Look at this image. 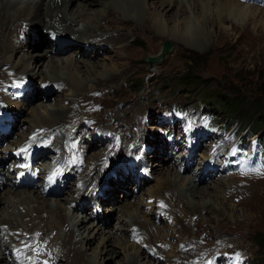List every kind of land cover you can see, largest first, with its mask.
Wrapping results in <instances>:
<instances>
[{
	"label": "rangeland",
	"instance_id": "374dc122",
	"mask_svg": "<svg viewBox=\"0 0 264 264\" xmlns=\"http://www.w3.org/2000/svg\"><path fill=\"white\" fill-rule=\"evenodd\" d=\"M37 1L38 0H13L11 2L13 4L7 7L10 10L13 7H22L24 5L31 6ZM77 1L78 0H67L66 3L69 5V9L73 10L74 8L76 9V7L77 9H83L76 6ZM151 1L152 0H149V2ZM127 2L131 4H128ZM127 2L122 0H109L105 5L103 4L104 6L99 3L100 6H98L103 10V14H108V9L112 8L111 11L113 12V17L116 18V21L109 20L110 23L108 25H106V20L101 18L100 23L109 26L110 30L106 32L105 36L101 39L104 40L108 34L120 33H126V37L122 40L121 46L118 50L107 49L108 51H106V54V52H103L101 49V54L99 53V55H101L100 57H96L95 53L91 56L93 62H98L99 65L101 64L103 67L105 65H112V68H122L120 69V72L124 73V75L121 74L123 77L116 82L102 83L98 90L92 91V88L90 87L85 88L81 91L83 96L80 95L81 93L78 96L79 101L76 103L77 105H72L80 109L82 112L78 118L80 117L79 119L81 121L83 120V123L80 122L76 125L84 126L91 130L94 125L88 126L84 124L86 118H91L96 120L95 127L100 129L103 127L111 130L116 129V132L120 135L122 130L125 129L124 124H128L127 122L129 121L127 119L129 118H118L116 117V113L125 108L128 111L129 109H133L139 119L138 121L141 125L142 134L145 138L141 139L138 143L134 141L128 146H123L115 143L116 139L114 136H119L115 132L110 131L111 135L109 137L105 136L106 132L101 133V137L99 136L96 138L95 136L90 142L88 141L89 139L85 140L87 136H90L87 131L78 129L76 132L77 135L83 132L85 138L82 141L74 142L75 147L73 148H76L77 146L81 148V144L85 147L90 143L91 151L86 154L88 159L87 163L89 164H86L83 167H77V172L73 176L77 175L79 177V175L85 173L89 175L91 174V176L95 173L96 176V180H92L89 183V192L91 193L84 202L77 203L80 208L76 210V212L79 213L81 217L86 215L88 217L93 216L94 205L99 203L98 206L99 208L102 207V209L95 215H99L100 220L107 219L106 224H104L105 226L103 225V234L101 235L100 233V236L99 234H96V239H94L91 244L85 245V261L88 263L94 262L93 264H128V259H126V254L121 248L119 240L114 242L115 245L108 243L111 237L113 241L115 236L120 234L119 232H121V230L117 231V229L123 224L122 220L121 222L117 221L118 214L115 212L116 209H113L112 207L115 208L120 203L130 202L135 205L140 204V207H144L143 204L145 206L147 205V207L144 208L150 213L149 215L152 219V224L148 223V226H151V230L156 229L153 235H155L156 239L162 240L159 241V243L162 245L165 244L167 249H174V254L171 253L170 255L168 251H161L160 249L166 247H162L161 244H156L157 247H160L157 252L162 258H159L151 255L146 250V246H142V243L140 244L133 239L131 242L135 241L134 243L138 249L140 247V250L146 255L145 258L147 257L146 260L148 261L142 262L140 257L137 264H169V262L180 264L185 259H187V262H191L199 257V252L193 253L191 250L183 251V246H186L189 243H185L184 245L178 244L182 237L187 236L191 237V241L189 242L193 246L203 249L202 252L205 251L206 253H210L216 250L217 254L222 258L225 257V254L226 256L229 255L234 257L248 255L249 264H264V248L263 250L260 249L256 242V240L264 238V176L263 166L258 164L260 163L261 150L263 152L264 127H257L253 122V117L249 118V120L246 119L245 121L240 117H233L234 121L231 123V127L228 128L230 130L225 132L224 126L227 125L228 122H231L230 117L223 109L217 107L213 102L214 98H212V95L217 93L226 94L230 98H242L245 102L244 110H247L249 114L253 111L251 102L255 100L259 103L264 102V9L256 5L241 2L252 8V16H250V18L246 17L245 20L233 17L224 27H222L218 25L213 26L214 24H206L205 22L207 18L203 16L204 12H202L201 7L195 8L194 15L196 17L198 16L199 21H203V25L208 26L210 31L207 32L206 30H201V33H197L193 38L188 39L192 44L188 45L186 41L182 39L183 36L181 38H174L165 35V37L152 32V30L145 29L142 22L144 20V15L141 8L139 6L135 8L139 13L136 18H130L131 9L134 6V0H127ZM167 8L171 9V7ZM167 8L163 9V7L157 6L153 9L150 8V11H152V13L157 11V13L161 14L164 18H168L173 10ZM213 10L214 9H212V11ZM190 16L192 15L189 11L184 12L182 15L172 20L166 30L171 29L172 26H176L178 22H180V24L181 22H184L185 24V20H191ZM118 19L120 21H118ZM93 21L95 23L99 22L97 19H93ZM147 25L150 28V24L147 23ZM20 30L21 29L18 28L17 31H12V36L15 37L18 33H21L19 32ZM40 30L41 33L44 35L46 34V37L49 35L50 38V33H48L49 30H47V28L40 25L39 31ZM193 32L196 33V29H193ZM47 41L48 38L38 47L27 48L26 51L29 53L28 57H39V55L34 52H45L46 48L51 47L50 49L53 51L46 52L49 55L51 54V57L53 56L55 59L59 60H71L73 61V64H76L79 68L84 65V60L89 59L88 56H82L79 51V46L82 44H77L73 40V42L69 40L70 42L68 43L66 37H61L62 45L60 44L59 46L63 47L60 50L53 49L56 40L50 38V41ZM166 41L172 43L173 49L161 62L153 63L154 65L151 67V64L146 61V57L159 55L162 51L163 44ZM13 50L17 51L16 53H13L20 55L19 48L16 45ZM105 55L109 59L99 60V58L106 57ZM15 56L16 57L13 60L14 62H17L19 57H17V55ZM189 60H192V63ZM4 62L5 61L0 62V79L1 77H7L9 75L5 71L6 76H4L3 72L7 69V66H10L11 64L9 63L7 65L4 64ZM43 68L46 67L43 66ZM29 69H31L29 75L37 72V70H33L32 68ZM187 70H191L190 73L193 75L200 76L204 81V85H201L204 86L203 90H200L201 87L198 90H193L189 85L184 84L182 76ZM49 77L54 78L53 74H49ZM8 80L9 82L6 86V88L8 87L6 90L7 93H2V97H4L3 100H23L25 96L24 90L16 84L14 85L13 79ZM38 80L36 84H31L34 87V91L28 96L29 108H27V113L19 116L22 125L17 128L13 127L12 124V132L9 133L10 135L6 134L8 140L4 143H0V165H2L1 162H3V158L10 155V147L14 144L18 145V143L26 140L28 137L31 129L30 127L32 126H30L28 122L24 123L23 121L24 117H32L31 114L28 113V110L32 107L38 108L42 106V104L57 106L59 102H57L56 98L61 96V93L63 92L62 89L65 90L69 88L68 85L61 83L56 87L50 86L48 87L49 89L46 88L49 92L43 91L44 89H42L40 85L41 79ZM51 83L53 84V82ZM205 92H207L209 96L206 97ZM45 93L48 95H45ZM2 97L0 99V107L5 105ZM86 100H89L97 107L102 105L103 108L101 112L93 110V106L85 105L84 103ZM68 101L69 100H64L63 103L65 102V105H69ZM175 105L184 107L180 115H176L175 112L172 111ZM86 109L89 110L88 114L84 113V110ZM208 111L215 117L214 119L207 115ZM133 114L134 112H130V115ZM13 115L15 120V114ZM117 123L119 124V128H117ZM214 123L220 124V127ZM57 129L62 131L60 128ZM241 129H243V131H241ZM96 131L98 132V130ZM101 131H103V129ZM189 132L197 134L196 136L194 135V138L198 140L197 144L200 147L198 149L199 151L194 153V155L188 153L190 150V144L188 145L187 139L190 140V136H193V134L189 135ZM91 133L94 136V133ZM252 133L258 135L261 150H259L254 161L250 162L248 155L242 154V152H239L237 149L239 146L238 138H240V135L243 136L242 142L246 147L248 136ZM186 134L187 136H185ZM2 136H0V140ZM107 139L108 141L106 142ZM174 139L176 140L175 143H177L176 147H180L177 148L179 151H176V153L173 154L172 145H174ZM177 139H180V142H182V140L186 141L180 144L177 142ZM256 144L258 145L256 141L251 144V149L249 151L251 158L256 154V147L255 149L253 147L256 146ZM143 145L148 149L144 152L145 155L144 158H142L143 161L139 162L141 165H138L135 170H130L131 172L129 174H125L126 172L123 170V166L124 164H128L125 159L134 153L136 149L142 148ZM147 145H149V147ZM208 149V160L212 162L215 158L216 162L215 170L213 172L214 177L211 179L203 178V182L198 183V188L201 190V187L204 188L208 186L209 182L211 183V180L225 179L224 184L226 185L223 184L221 186L222 188L219 191L222 192H218L221 198L216 203L217 208L221 209H217L214 212L212 210H198V208L191 209L192 206L185 202L191 200L188 196H185L184 201L179 205L174 204L173 202L171 205L168 204V212H171V217L166 214V218L160 217V220L157 219L158 207L154 202H151L152 204H150V207L147 202L148 196L144 191L151 189L160 180L162 174L165 172L164 169L167 164H173L172 166H174L175 163L178 168L179 166H182L184 169L186 161L183 157L184 154V156L188 154L187 157L193 156L194 158L189 172H185L184 176L186 175L188 177L195 172H199L198 166L200 162L206 161V157H203L202 159V156L205 151H208ZM86 150L88 149H84V151ZM138 151L139 150H137V152ZM70 156L69 153L68 160H70ZM96 156L99 159V167L97 169L93 162V159ZM83 158H85V156ZM83 158L82 161L84 160ZM164 158L165 160H163ZM253 164L255 165L251 168L250 166ZM92 165L93 169H91ZM143 165L146 167H143ZM65 166L67 167L68 165ZM65 166H63L64 168L62 167V172L66 168ZM139 169H142L141 174L139 173ZM0 170L3 173L7 171L4 166H2ZM115 174L117 175L115 176ZM73 176L69 179L70 181H67L68 178L65 179L66 181L63 183L61 193L56 195H53V193L47 194L44 195V197L47 200L50 199L54 201L60 196L61 198L63 197L62 201L69 203L72 200H66V198L68 199L70 197L69 190L78 194L80 191L79 189L83 187L78 186L79 182L76 179L77 177ZM128 176L130 177V181L126 183V186L123 189L117 186V189H113L111 193V199L110 197H105L103 199V194H100L101 191L104 193V190L107 187H115V184L118 182H126L125 177ZM9 188L14 187L11 185L6 188L3 187V189ZM32 190L35 193L37 192V194L39 192L38 195H41L42 193L39 187L18 189L15 193H23L24 195L27 191ZM204 190L209 189L204 188ZM168 194L166 197L169 198L170 194ZM73 197L74 196L72 195L71 198ZM93 197H95L96 200L92 199ZM25 199L29 200L27 197ZM116 200H119L120 202L118 203ZM40 201H42V199H40ZM95 201L98 202L95 203ZM89 203L91 204L89 208H84ZM5 204V202L3 203L0 201V213L3 214L2 217L6 216V212L3 213V208L7 206V204ZM184 204L190 209V212H187L186 217H183V214L179 211L180 208L184 207ZM19 211L22 214H25L26 209L25 207L20 206V208L16 210V213H19ZM114 213L115 216L112 217ZM119 213L121 214V211ZM46 214L47 213H43V217H45ZM135 214L136 216H139L138 211ZM175 215H179V222L183 219L186 223L190 222L187 231L188 234H184L185 236L179 229L180 223H176L178 220L175 219ZM2 217L0 216V218ZM7 217L13 218L14 216ZM32 217H36L35 211L32 212L31 217L26 215L22 218L23 220L19 221V218L16 220H18L17 222L27 223L28 221L31 222L30 220ZM51 219L53 220V218ZM92 220L93 219L87 221L85 225ZM135 220H133V222ZM127 226L128 225H126V227ZM133 226L134 225L131 224V227L126 230V236H128L129 240L132 237ZM29 228L30 224L27 226L21 224L19 229H10V231L3 233L0 231V249L9 250V247L14 249L15 246L13 241L17 242V246L20 249L23 240L14 239L15 235H18L16 232L28 235L26 232ZM11 233L14 234V237L11 236ZM36 233H40V231ZM258 233L263 237H259ZM90 234L94 235L93 232ZM142 234L145 235L144 233ZM167 235L171 236L168 237ZM146 238L147 237L144 238V241L147 240L146 243H149L150 239ZM103 241L107 243L105 248L102 245ZM150 248L154 247L152 246ZM1 250L0 254L2 252ZM14 257L15 259H18L17 256ZM37 257L38 258L35 259L36 261L40 259L39 256ZM22 264L30 263L24 261ZM59 264H67L66 259L63 258L60 260ZM192 264L195 263L193 262Z\"/></svg>",
	"mask_w": 264,
	"mask_h": 264
},
{
	"label": "bare ground",
	"instance_id": "6f19581e",
	"mask_svg": "<svg viewBox=\"0 0 264 264\" xmlns=\"http://www.w3.org/2000/svg\"><path fill=\"white\" fill-rule=\"evenodd\" d=\"M12 1L13 0H0V62L5 61L4 64L7 65L9 63L11 64L10 66H7L6 70H4L3 75L6 76V72L9 74L10 71L14 70L16 76L20 75V77L23 78L26 75L29 78L31 84L33 85L37 83L38 79H41L40 80L41 88L44 89L43 91H47V92H49L47 89H49L48 87L50 86L56 87L61 83L69 86L68 89L65 90L62 89L63 92L61 93V96L56 98L57 102H59L57 106L42 104V106L38 108L32 107L31 109L28 110V113L31 114L32 117L31 118L30 116L24 118L22 117L23 121L24 123L28 122L30 126L34 127V128L30 127L31 128L30 131L38 127H52V126H55V128H60L62 131H68L70 133L72 132V130H75L74 133H71V135L75 134L74 142L82 141L85 138V134L83 132H81L78 135L76 134L77 130L79 129L76 124L80 122L83 123V120L81 121L79 119L80 117L78 118V116L81 115L82 112L80 111V109H78L72 104L77 105L76 103L79 101L78 96L81 93V91H83L85 88L90 87L92 88L91 89L92 91L98 90L102 83L116 82L119 79H121L124 75V73L120 72V69L122 68L119 69L118 66H117L118 68H114V67L112 68V65L110 66L105 65L103 67L101 64L99 65L98 62L95 61L93 62L91 60V56H93L92 54L95 53L96 57H100L101 55H99V53L101 54L100 51L101 49L103 50V52H106L108 50H118V48H120L121 46L122 40L126 37L125 35L126 33L108 34V36L104 40L101 39L105 36L106 32L110 31L109 26H106L110 23L109 20L116 21V18L113 17V12L111 11L112 8L108 9L109 11L107 12L108 14L106 15L103 14L102 12L103 10L101 9V7L99 8L100 5L104 6L105 3L109 2V0H78L76 2V6L83 9H77L76 7V9L74 8L73 10L69 9V5L66 3L67 0H38L35 4L31 6L24 5L22 7H13L12 9L9 10L7 6H11L13 4L11 3ZM122 1L127 2V0H122ZM129 2L127 3L131 4ZM99 3L101 4L99 5ZM138 6L141 8L144 15V20L142 22L145 29L152 30V32L158 33L161 36L168 35L174 38H178V37L181 38L183 36L182 39H184V41H186L188 45H192L188 39L193 38L197 33H201V30H206L207 32L210 31L208 26H204L202 23L203 21L200 22L198 16L196 17L194 15L195 8L201 7L202 12H204L203 16L207 18L205 23L208 25L214 24L213 26L218 25L224 27L225 24L233 17H237V18H241L242 20H245L246 17L250 18V16H252V11H251L252 8L242 4L237 0H180V1L152 0L151 2H149V0H134V6L131 9L130 18H136L139 12L138 10H135V8H137ZM157 6L163 7V9L167 7H171V9L169 8L167 9L173 11L171 12L168 18H164L161 14L157 13V11H154L153 13L152 11H150V8L153 9L154 7L156 8ZM212 9L214 10L212 11ZM188 11L192 15L190 16L191 20L190 19L185 20V24L184 22H181V24L180 22H178L176 26H172L171 29H167L168 31L166 30V28L169 27V24L171 23L172 20L176 19L178 16ZM101 18L106 20V25L100 23ZM93 19H97L99 20V22L95 23ZM118 21L120 20L118 19ZM147 23L150 24V28L148 27ZM40 25H42L44 28H47V30H49L48 33L54 31L55 33H57V35H60L61 37H66L68 43L70 42L69 40H71V42L75 41L77 44H82L79 46V51L81 52L82 56H88L89 59L88 60L83 59L84 65L79 68L76 64H73V61L71 60H59V59H55L53 56L51 57V54L49 55L48 53H46L48 51H53L52 49H50L51 47L46 48L47 50L45 49V52H39V51L34 52L35 54L39 55V57L32 56V58H29L28 57L29 53H27L26 49L24 50L19 49L20 55L15 54L17 51L13 50L15 48V44L13 40L14 37L12 36L13 34L12 31L14 30L17 31L18 28L19 29L24 28L27 30L29 34V44H28L29 47L32 48L38 47L42 42L46 41L47 38H48L47 42L50 41L49 35L48 37H46L45 36L46 34L44 35L43 33H41V30L39 31ZM193 29H196V33L193 32ZM32 31L34 32V36L36 35L35 37H33ZM62 47L63 46H60L55 50H60L62 49ZM15 55L19 57L18 58L19 60L17 62H14L13 60L16 57ZM107 59H109L107 56L103 58H99V60H107ZM43 66L46 68H43ZM29 68H32L33 70H37V72L35 74L29 75V72H31V69ZM49 74H53L54 78H50ZM121 74L123 75L121 76ZM7 77H9V75ZM4 78L5 77H1L0 82ZM51 82H53V84ZM45 95L48 94L45 93ZM80 95H82V93ZM64 100H69L68 101L69 105H65V102L63 103ZM11 104L12 105H10V110L13 114H15V121L13 123V127L19 128L22 125L19 116L27 113V108H29L28 98L22 102H18V101H14L13 103L11 102ZM4 108H6V105L1 106L0 110ZM130 112L131 113L134 112V114L130 115ZM116 117L129 118L127 119L129 121L127 122L128 124L127 125H125L126 123L124 124L125 129L122 130L121 135L116 132V129H114L115 131L112 129L113 130L112 131L111 129H108L106 127L102 128L103 131H101L102 129L98 128L99 132L104 133L105 131H107L106 129H108L111 132H115L116 134L119 135V136H114V138L116 139L115 143L123 146H128L134 141L138 143L141 141V139L145 138V136L142 134L141 125L139 124L138 121L139 119L136 115V112L133 109H129L128 111L125 108L120 112H117ZM117 128H119V124ZM92 132L96 134V138L100 136L94 129L92 130ZM5 136L6 134L3 135L1 139H3ZM28 137L26 138V140L28 139ZM107 141L108 139L106 140V142ZM197 141L198 140L194 138V135L190 136V140H188L190 144V151L188 153L190 155L191 153L192 155H194V153H197V151H199L198 149L200 147L197 144ZM22 142L18 143V145H20ZM177 142L181 143L180 139L179 140L177 139ZM59 146L61 149L64 148V144L62 140H60ZM253 147L255 149L256 146ZM81 149L82 148L78 146L72 149L71 155L73 162L80 163L82 159L80 153ZM184 155L183 157L186 161L183 170L181 169L182 166H179L178 168L175 163L174 166H172L173 164L172 165L167 164L166 168L164 169L165 172L162 174L160 180L151 189L144 191V193L147 194L148 196L147 197L148 204L149 205L152 204L151 202H149V200L150 198L155 197V198L165 199L169 205H171L172 202L174 204L179 205L181 202L184 201V197L188 196L191 201L188 200L185 202H187L190 206H192L191 209L198 208V210L199 209L208 210V211L212 210L213 212L216 211L217 209L220 210L221 208H217L216 203L221 198L218 192H222L219 190L222 188L221 186L224 184L225 179L211 180V183L209 182V185L204 187L205 189H209V190H204L203 187H201L202 188L201 190L198 188V183L203 182L202 180L203 178L211 179L214 177L213 172L215 170V164H216L215 158L214 160H212V162L209 161L207 158L209 155V149L208 151H205L204 155L202 156V159L203 157H206V161L200 162L198 166L199 172H195L191 174V176L187 177L186 175L184 176V173L189 172V169L191 168V163L194 160V158L193 156L187 157ZM163 160H165V158ZM93 162L95 163V168L97 169L99 167V159L97 156L93 159ZM93 165L91 166V169H93ZM76 172H77V167H73L71 170L67 172V174L62 175L63 180L67 179L66 175L73 176ZM5 173L8 174L9 172L6 171ZM9 175L10 174H8L7 177ZM81 175H79V177L83 181V187L79 189L80 191L78 192V194H76L75 192H71L69 190L70 197L68 199L66 198L67 201L72 199L69 203L62 201L63 197L61 198L60 196L54 201L50 199L47 200L44 197V195L54 193L53 188L49 186H48L47 194L41 193V195H38L39 192L37 194V192L35 193L32 190V191H27L23 195V193H19V194L15 193V191H17L18 189L21 190L25 188L16 185L14 180H12V183L15 185L13 186L15 189L14 188L3 189V187L6 188L7 186L10 185L6 184L5 182L2 183L0 182V188H2L0 189V201L3 203L5 202L7 204V206L3 208V213L6 212V216L2 217L3 214L0 213V216L2 217L0 218V224H1L0 231H2L3 233L6 231H10V229H19V226L21 224L26 226L30 224V228L26 232L29 235V239L24 244H22L21 247L25 255L27 256L34 255L39 250L41 243L47 254V260L51 263L59 264L60 260L65 258L67 264H93L94 262L88 263L85 261L84 247L87 244H91L92 241L96 239L97 237L96 234H99V236L100 233L101 235L103 234V230H104L103 225L106 224L107 219L100 220L99 215H95V214H92L93 216L90 217H88L87 215L81 217V215L76 212V210L80 208V206L77 203L84 202L85 199L91 193L89 192V188H90L89 183L92 180L93 181L96 180L95 173L92 176L91 174L89 175L86 173ZM125 178H126V182H121V183L118 182L115 184V187L113 186L107 187L104 190L103 199L105 197H110L111 199L112 198L111 193L113 189H117V186L123 189L126 186V183L130 181L129 176ZM218 178H222V177H218ZM168 193L170 194L169 198L166 197ZM72 195L74 196L73 198H71ZM26 197L29 198V200H26L25 199ZM40 199H42V201H40ZM92 199H95V197H93ZM39 201L40 203L38 204ZM101 201L104 202L103 200ZM156 201H154V204L156 203ZM96 202L98 201H95V203ZM116 202L119 203L120 201L116 200ZM90 205L91 204L89 203L84 208L88 209ZM20 206L25 207L26 209L25 214H22L20 211L19 213H16V210L19 209ZM143 206L147 207V205L145 206L144 204ZM144 207H140V204H136V205L134 203L131 204L130 202L120 203L115 208L112 207L113 209H116L115 212L118 214L117 221L121 222L122 220L123 224L117 229V231L121 230V232H119L120 234L115 236L116 233L115 232L114 240L112 241V237H111L108 244H114V242L119 240V244L123 249L124 253L126 254L125 255L126 259H128V264H137L138 263L137 261L140 259L142 260V262L147 261L146 260L147 257L145 258L146 255L143 254V252L140 250V247L138 249V247L134 243L135 241L131 242L133 238L131 237L129 240L128 236H126V230H128V228L131 227V224H133L134 226H138L139 229L142 231V233L148 235L147 238L150 239V242L148 243L150 244V247L153 246L155 248L157 247L156 244L159 243V241H162L156 239L155 235H153L156 229L151 230V226H148V223H151L152 219L149 215L150 213L147 210H145ZM9 208L11 211L9 210ZM33 211L36 212V217H32L30 220L31 222L29 221H28L29 223L17 222L18 221L16 220L17 218H19V221H21L23 220L22 218L26 215H29L31 217ZM120 211L121 214L119 213ZM137 211L139 213V216H136L135 214L137 213ZM179 211L183 214V217H186L187 212H190V209L186 204H184V207L180 208ZM43 213H47L45 217H43L44 216ZM7 216H14V217L11 218ZM113 216H115V213L114 215H112V217ZM175 216H176L175 219L178 220L176 221L177 223L179 222V218H178L179 215L178 216L175 215ZM51 218H53V220ZM90 219H93L95 221L92 220L90 223L85 225V223ZM96 219L99 221H97ZM133 220L135 221L133 222ZM183 220L179 222L180 223L179 229L183 235L184 234L186 235L188 234L187 231L189 229L190 222L186 223ZM126 225L128 226L126 227ZM38 231H40V233L31 234L32 232H38ZM91 232H93L94 235L90 234ZM167 236L169 237L171 235H167ZM180 241L182 242L191 241V237L190 236L182 237ZM106 244L107 243L103 241L102 245L104 248L106 247ZM160 249L161 251H168L170 255L171 253L174 254V249L172 248H169L167 250H165L166 248H160ZM1 251L2 252L0 254V264H14V260H12L11 258L12 255H10L11 252H8V249ZM207 253L209 254V252ZM37 258H38L37 256L34 257V259Z\"/></svg>",
	"mask_w": 264,
	"mask_h": 264
},
{
	"label": "trees",
	"instance_id": "16d2710c",
	"mask_svg": "<svg viewBox=\"0 0 264 264\" xmlns=\"http://www.w3.org/2000/svg\"><path fill=\"white\" fill-rule=\"evenodd\" d=\"M189 61L192 63V60ZM190 71L191 70H187L183 73L182 80L184 81V84L189 85L193 90H198L200 87V90H203L204 86L201 85H204V81L200 78V76L191 74ZM205 96L207 97L209 94L205 92ZM212 98H214L213 102L217 105V107L223 109L224 112L229 115L231 122H228V127L232 125L231 123L234 121L233 117H240L243 121L246 119L249 120V118L253 117V122L257 127H264V102L259 103L256 100L251 102L253 111L249 114L247 110H244L245 102L242 98H230L223 93L213 94ZM258 235L259 237H263L259 233ZM256 242L259 245V248L263 250L264 238L256 240Z\"/></svg>",
	"mask_w": 264,
	"mask_h": 264
},
{
	"label": "water",
	"instance_id": "95a60500",
	"mask_svg": "<svg viewBox=\"0 0 264 264\" xmlns=\"http://www.w3.org/2000/svg\"><path fill=\"white\" fill-rule=\"evenodd\" d=\"M173 49L172 43L170 41H166L163 44L162 51L157 56H147L146 61L151 64V67H153V63H159L161 62L165 56Z\"/></svg>",
	"mask_w": 264,
	"mask_h": 264
}]
</instances>
